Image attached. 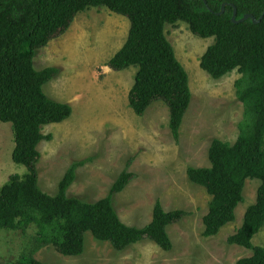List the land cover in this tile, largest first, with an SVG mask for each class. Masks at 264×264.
Masks as SVG:
<instances>
[{
	"label": "trees",
	"instance_id": "trees-1",
	"mask_svg": "<svg viewBox=\"0 0 264 264\" xmlns=\"http://www.w3.org/2000/svg\"><path fill=\"white\" fill-rule=\"evenodd\" d=\"M0 0V121L11 123L15 146L12 160L24 165L26 173L14 175L0 189V230L25 231L35 225L34 249L52 246L64 256L83 253L85 234L106 241L116 250L149 240L171 250L167 227L186 215L184 210L166 211L156 201L151 221L143 227L125 224L112 204L134 174L123 170L108 195L90 203L67 195L76 170L84 161L73 163L65 172L54 195L38 185V144L50 140L42 126L61 123L72 107L48 97L43 86L55 78L56 67L34 68L37 49L70 27L77 14L92 7H105L126 17L130 28L121 48L109 59L114 71L135 67L128 104L142 116L156 101L169 109V129L179 137L183 118L190 106L189 76L165 36L166 24L179 21L201 38L213 43L200 57V67L213 79L233 70L236 95L244 106L239 134L233 143L214 139L208 150V167H188V179L211 196L203 216L204 237H212L235 220L248 179L259 180L256 200L246 209L241 226L227 238L230 245L252 249V255L236 264H264V247L254 246L253 237L264 227V0ZM224 11L218 14L223 6ZM252 14L251 19L234 23ZM0 264H2L0 262ZM16 264H43L32 254Z\"/></svg>",
	"mask_w": 264,
	"mask_h": 264
},
{
	"label": "rangeland",
	"instance_id": "rangeland-1",
	"mask_svg": "<svg viewBox=\"0 0 264 264\" xmlns=\"http://www.w3.org/2000/svg\"><path fill=\"white\" fill-rule=\"evenodd\" d=\"M129 20L105 7L80 12L62 35L37 49L34 68L56 67L55 78L43 86L45 94L72 107L71 116L42 126L50 140L38 144L39 188L50 195L67 169L84 161L76 170L67 195L93 203L106 195L119 174L128 169L133 179L112 197L120 219L129 226L143 227L152 219L160 201L166 211L184 210L187 215L167 227L171 250L143 240L123 250L85 234V246L78 256H64L52 246L34 249L35 225L21 230H0V262L16 264L26 254L43 264H236L252 255V249L230 245L227 238L242 224L243 216L256 200L259 180L248 179L235 220L217 235L204 237L202 218L211 196L187 177L188 167H208V150L214 139L233 143L239 134L244 106L236 95L233 70L213 79L199 65L200 57L213 37L193 34L188 24H166L165 36L189 76L190 106L183 118L178 139L169 129V109L154 102L142 116L128 104L135 67L114 71L109 59L127 39ZM15 146L11 123L0 121V189L14 175L26 173L24 165L12 160ZM264 247V227L252 239Z\"/></svg>",
	"mask_w": 264,
	"mask_h": 264
},
{
	"label": "water",
	"instance_id": "water-1",
	"mask_svg": "<svg viewBox=\"0 0 264 264\" xmlns=\"http://www.w3.org/2000/svg\"><path fill=\"white\" fill-rule=\"evenodd\" d=\"M203 1H204V3L207 5V1H206V0H203ZM224 7H225V4H223V6H222V8H221V10H220V12H219L218 14L223 13V11H224ZM261 18H262V16H261L259 19H257V18H255V16L252 15V14H245L241 19L237 20V19H236V9H235V8H234L233 15H232V21H233L234 23H239V22L245 21V20H247V19H251L254 23H259L260 20H261Z\"/></svg>",
	"mask_w": 264,
	"mask_h": 264
}]
</instances>
